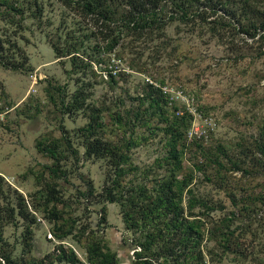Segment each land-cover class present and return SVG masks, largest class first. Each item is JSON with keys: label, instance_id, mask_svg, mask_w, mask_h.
Listing matches in <instances>:
<instances>
[{"label": "rangeland", "instance_id": "1", "mask_svg": "<svg viewBox=\"0 0 264 264\" xmlns=\"http://www.w3.org/2000/svg\"><path fill=\"white\" fill-rule=\"evenodd\" d=\"M20 1L23 14L0 2V32L10 40L7 44L15 42L27 56L22 70L0 65V231L16 259L68 264L64 257H50L58 255L61 246L85 262L87 234L96 231L115 252L118 264L134 261V251L140 248L125 230L119 204L100 201L109 157L88 155V139L100 138L101 147H107L106 140L133 139L122 182L140 188L142 195L155 193L164 181L186 176L185 214L187 189L229 209L219 180L235 190L254 184L240 178L237 169L222 168L218 174L214 161L224 150L231 155L241 144L247 147L263 128L264 45L252 8L226 0L228 11L217 5L214 13L201 12L205 18L169 21L161 30L129 36L107 51L92 22L57 0H38L37 17H32L26 0ZM254 26L259 28L252 35ZM67 31L79 46L75 69L71 54L57 56L49 41L59 33L64 43ZM77 89L86 98L76 109L72 97ZM148 94L166 100L169 115L186 112L189 127L176 145L178 158L171 155L170 134L164 130L169 120L146 110ZM137 107L142 113L136 119L143 116L144 122L119 128L117 122L129 119ZM95 110L100 130L88 137L82 128ZM46 148L53 149L55 157ZM257 253L254 261L229 254L208 264H261L264 252Z\"/></svg>", "mask_w": 264, "mask_h": 264}, {"label": "trees", "instance_id": "2", "mask_svg": "<svg viewBox=\"0 0 264 264\" xmlns=\"http://www.w3.org/2000/svg\"><path fill=\"white\" fill-rule=\"evenodd\" d=\"M1 1L4 2L5 7L24 13L22 1ZM57 1L83 21L92 22L96 30L103 35L107 51L112 50L129 36L161 30L169 21L178 19L185 22L197 16L205 18L202 13L206 14V9L216 12L214 9L217 5L225 11L231 7L226 5V0ZM240 1L243 8L249 7L254 10V17L261 24L259 30L262 31L261 39L264 45V0ZM26 4L27 9L31 10L32 17L40 14L38 0H26ZM201 6L204 7L203 10L200 9ZM259 27L254 26V30L250 33L254 35ZM72 33V31L64 33L65 38L62 40H65L64 43L61 42L63 34L59 33L49 41L57 56L71 54V65L75 69L78 67L75 59L78 58L76 52L79 46L77 40L70 41L73 38ZM3 35L0 32V65L12 70L26 68L27 56L23 50L15 42L7 44L10 40ZM112 79L113 75L108 73L107 80L112 81ZM148 96L151 98H148L149 105L146 110L150 109V113H157L160 117L169 120L164 130L170 134L171 155L178 158L180 151L176 145L183 140L189 127L186 112L181 115H169L166 110V100L150 94ZM72 98L73 106L77 109L83 105L86 95L82 90L80 92L77 89ZM60 101L61 106L68 111L67 102L64 99ZM138 109L137 107L132 111L129 119L119 120L118 127L144 122L143 116L141 119H136L142 113ZM96 111L91 112L88 124L82 128L88 137L95 136L100 130L99 114ZM262 126L259 134L251 136L247 147H243L240 143L241 148L238 153L230 155L228 150H224L221 156H217V160L214 159L218 165V174L222 168L237 169L241 172L240 178L250 179L254 184L244 183L235 190L228 182L219 180L218 186L225 191L230 201L229 209L187 189L186 214L182 204L183 192L189 181L186 176L164 181L155 193L142 195L140 188L135 185L126 186V182H122L128 172L126 150L132 143V138L106 140L107 147L99 146L101 141L98 137L86 140L84 146L88 155L95 152L102 153V157H109L110 167L106 183L109 182L102 187L100 201L116 202L120 206L125 230L129 232L131 241L140 248L134 251V261L130 264H208L216 260L221 261L229 254L239 261H254L259 257L257 252H264V123ZM46 150L55 157L56 153L53 149L46 148ZM206 159L211 161L207 157ZM49 169L56 172L52 167ZM207 179L216 182L212 180V176L207 175ZM87 191L93 195L90 183H87ZM104 209L102 205L101 222L105 220ZM87 235L88 239L84 243L86 244L85 262L80 260L74 251L70 249L66 252L61 246L57 248L61 250L58 255L50 254L51 259L64 257L68 264H118L115 252L101 235L96 234V231H91ZM35 261H37L35 258L32 261L25 258L16 259L0 231V264H32ZM261 264H264V261Z\"/></svg>", "mask_w": 264, "mask_h": 264}]
</instances>
